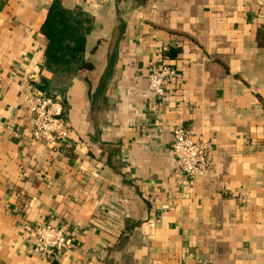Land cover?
<instances>
[{"label": "crops", "instance_id": "obj_1", "mask_svg": "<svg viewBox=\"0 0 264 264\" xmlns=\"http://www.w3.org/2000/svg\"><path fill=\"white\" fill-rule=\"evenodd\" d=\"M52 1L0 0V264H264V0H58L90 18L69 75L44 63ZM27 94L61 102L58 150L31 139ZM174 125L207 140L206 175L183 177ZM41 222L67 232L53 257Z\"/></svg>", "mask_w": 264, "mask_h": 264}, {"label": "built area", "instance_id": "obj_2", "mask_svg": "<svg viewBox=\"0 0 264 264\" xmlns=\"http://www.w3.org/2000/svg\"><path fill=\"white\" fill-rule=\"evenodd\" d=\"M175 76V69L161 60L148 68L146 80L149 89L162 98L166 94L167 85ZM24 102L30 117L31 139L42 142L52 150H58L72 132L63 117L61 102L41 94H27L24 96ZM171 134V152L183 177L196 179L206 175L211 166L207 140L182 125H174ZM66 244L67 232L62 226L50 222L34 225L31 242L34 253L53 257L62 252Z\"/></svg>", "mask_w": 264, "mask_h": 264}, {"label": "trees", "instance_id": "obj_3", "mask_svg": "<svg viewBox=\"0 0 264 264\" xmlns=\"http://www.w3.org/2000/svg\"><path fill=\"white\" fill-rule=\"evenodd\" d=\"M90 30V18L80 9H64L53 0L40 32L47 39L44 50L45 67L69 75L78 71L83 62L85 36ZM170 51L168 56H173Z\"/></svg>", "mask_w": 264, "mask_h": 264}]
</instances>
